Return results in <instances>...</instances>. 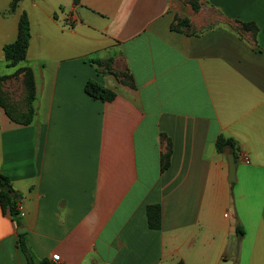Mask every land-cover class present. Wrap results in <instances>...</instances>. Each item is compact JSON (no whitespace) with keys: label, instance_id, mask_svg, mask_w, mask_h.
Listing matches in <instances>:
<instances>
[{"label":"crops","instance_id":"1","mask_svg":"<svg viewBox=\"0 0 264 264\" xmlns=\"http://www.w3.org/2000/svg\"><path fill=\"white\" fill-rule=\"evenodd\" d=\"M13 1L0 0V173L19 225L0 204V264H28L20 229L50 264H264V0ZM25 13L28 125L4 51ZM90 81L115 98L90 97Z\"/></svg>","mask_w":264,"mask_h":264},{"label":"trees","instance_id":"2","mask_svg":"<svg viewBox=\"0 0 264 264\" xmlns=\"http://www.w3.org/2000/svg\"><path fill=\"white\" fill-rule=\"evenodd\" d=\"M19 0H14L11 10L14 11L17 8ZM195 8L198 10V6L195 5ZM185 26L184 22H180ZM179 23V24H180ZM246 29L251 30L253 26L245 25ZM31 39V29L30 22L27 14H23L21 17L19 25V35L17 40L10 45H7L4 49L5 57L9 66L11 68H17L15 72V77H23V84L27 92V115L21 123L28 125L32 123L35 117V107L34 102L36 99V89H35V79L32 70L29 67H20L27 60V52L29 48V43ZM94 64L102 69H110L112 61H94ZM86 93L95 100H100L103 102H110L115 98V94L99 85L94 81L88 82L85 88ZM4 104V103H3ZM10 114V112H9ZM11 115V114H10ZM218 152L225 154L227 149H229L234 156L236 157V146L235 143L231 140H226L222 137L218 139L217 142ZM0 204L4 211H9L13 221L19 225L18 222V201L17 193L13 189V186L10 180L0 173ZM147 215L149 226L152 229H159L161 227V209L159 206H149L147 208ZM237 234L239 237L244 235L243 228L241 226L237 227ZM19 248L22 250L26 256L28 264H50L47 260H39L31 251L27 241V235H19Z\"/></svg>","mask_w":264,"mask_h":264},{"label":"water","instance_id":"3","mask_svg":"<svg viewBox=\"0 0 264 264\" xmlns=\"http://www.w3.org/2000/svg\"><path fill=\"white\" fill-rule=\"evenodd\" d=\"M227 161H228V164H229V180L231 182H234L236 180V166H235V157H234V154L232 153H229L227 155ZM25 231L20 229L19 230V233L22 234L24 233Z\"/></svg>","mask_w":264,"mask_h":264},{"label":"built area","instance_id":"4","mask_svg":"<svg viewBox=\"0 0 264 264\" xmlns=\"http://www.w3.org/2000/svg\"><path fill=\"white\" fill-rule=\"evenodd\" d=\"M77 22V19L74 17V16H71L70 18H69V27L70 28H73V25L75 24ZM59 256L58 255H54L53 256V260H55V261H59Z\"/></svg>","mask_w":264,"mask_h":264},{"label":"rangeland","instance_id":"5","mask_svg":"<svg viewBox=\"0 0 264 264\" xmlns=\"http://www.w3.org/2000/svg\"><path fill=\"white\" fill-rule=\"evenodd\" d=\"M178 29H182V28H184V25L183 24H178L177 26H176Z\"/></svg>","mask_w":264,"mask_h":264}]
</instances>
